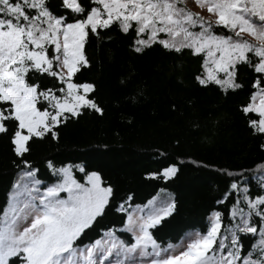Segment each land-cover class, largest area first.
Here are the masks:
<instances>
[{
    "label": "snow or ice",
    "instance_id": "obj_1",
    "mask_svg": "<svg viewBox=\"0 0 264 264\" xmlns=\"http://www.w3.org/2000/svg\"><path fill=\"white\" fill-rule=\"evenodd\" d=\"M194 2L206 16L183 0H0V140L11 165L0 264H264V163L247 178L219 169L225 187L206 222L169 241L158 233L180 212L169 191L176 162L145 172L153 193L137 203L79 157L32 158L33 145L59 144L69 122L103 117L95 83L80 74L88 42L113 32L137 55L195 59L194 84L225 97L244 89L239 73L249 70L237 110L264 150V0Z\"/></svg>",
    "mask_w": 264,
    "mask_h": 264
},
{
    "label": "trees",
    "instance_id": "obj_2",
    "mask_svg": "<svg viewBox=\"0 0 264 264\" xmlns=\"http://www.w3.org/2000/svg\"><path fill=\"white\" fill-rule=\"evenodd\" d=\"M111 35V40L88 42L91 66L80 74L95 83L103 117L69 122L61 128L59 144L33 145L32 158L79 157L100 170L118 195L134 193L137 203L153 193L155 182L145 180V172L176 162L181 170L169 191L180 212L158 233L170 241L185 225L206 222V210L225 187L219 169L244 172L247 178L264 163L261 141L249 134L237 110L248 96L251 73L242 68L238 78L244 89L225 97L194 84L195 59L159 49L137 55L127 39ZM10 171L7 142L0 140V202Z\"/></svg>",
    "mask_w": 264,
    "mask_h": 264
},
{
    "label": "rangeland",
    "instance_id": "obj_3",
    "mask_svg": "<svg viewBox=\"0 0 264 264\" xmlns=\"http://www.w3.org/2000/svg\"><path fill=\"white\" fill-rule=\"evenodd\" d=\"M183 4L186 7L187 10L192 11V12H199L201 15H207L204 10L199 8L194 0H183Z\"/></svg>",
    "mask_w": 264,
    "mask_h": 264
}]
</instances>
